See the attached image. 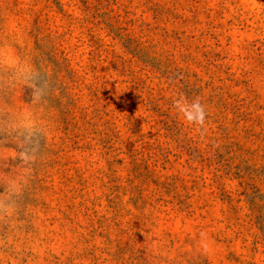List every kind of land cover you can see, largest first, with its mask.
Masks as SVG:
<instances>
[{
  "label": "rangeland",
  "instance_id": "obj_1",
  "mask_svg": "<svg viewBox=\"0 0 264 264\" xmlns=\"http://www.w3.org/2000/svg\"><path fill=\"white\" fill-rule=\"evenodd\" d=\"M0 264H264V0H0Z\"/></svg>",
  "mask_w": 264,
  "mask_h": 264
},
{
  "label": "clouds",
  "instance_id": "obj_2",
  "mask_svg": "<svg viewBox=\"0 0 264 264\" xmlns=\"http://www.w3.org/2000/svg\"><path fill=\"white\" fill-rule=\"evenodd\" d=\"M173 107L188 125L195 126L201 134L207 132L208 111L206 105L199 98L189 102L181 95L173 101ZM206 247L205 245V250Z\"/></svg>",
  "mask_w": 264,
  "mask_h": 264
}]
</instances>
